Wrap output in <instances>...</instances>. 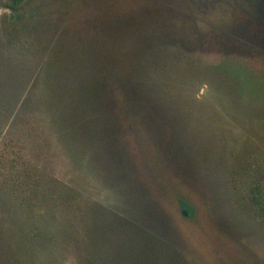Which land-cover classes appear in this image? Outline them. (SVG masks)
<instances>
[{"label": "rangeland", "instance_id": "rangeland-1", "mask_svg": "<svg viewBox=\"0 0 264 264\" xmlns=\"http://www.w3.org/2000/svg\"><path fill=\"white\" fill-rule=\"evenodd\" d=\"M167 239L264 264V0H0V264Z\"/></svg>", "mask_w": 264, "mask_h": 264}, {"label": "trees", "instance_id": "trees-1", "mask_svg": "<svg viewBox=\"0 0 264 264\" xmlns=\"http://www.w3.org/2000/svg\"><path fill=\"white\" fill-rule=\"evenodd\" d=\"M21 0H14L15 3H19ZM9 9H14L16 10L15 6H8ZM255 194H256V197L255 199L256 200H260L261 199V192L258 190L255 191ZM167 242H168V248L170 250H173L175 251V264H176V261H177V264H189V262L185 259L184 255H183V251L177 247H175L173 245V243L167 239Z\"/></svg>", "mask_w": 264, "mask_h": 264}]
</instances>
